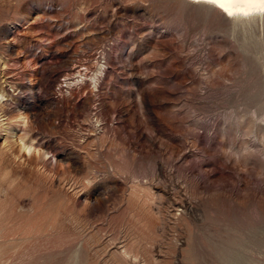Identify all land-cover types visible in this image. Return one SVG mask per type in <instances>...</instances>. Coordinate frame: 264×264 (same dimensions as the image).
I'll return each mask as SVG.
<instances>
[{
	"label": "rangeland",
	"instance_id": "374dc122",
	"mask_svg": "<svg viewBox=\"0 0 264 264\" xmlns=\"http://www.w3.org/2000/svg\"><path fill=\"white\" fill-rule=\"evenodd\" d=\"M1 91V121L28 117L26 138L58 165L44 175L77 200L11 172L0 264H264V15L187 0H0ZM36 207L50 217L24 238Z\"/></svg>",
	"mask_w": 264,
	"mask_h": 264
},
{
	"label": "bare ground",
	"instance_id": "6f19581e",
	"mask_svg": "<svg viewBox=\"0 0 264 264\" xmlns=\"http://www.w3.org/2000/svg\"><path fill=\"white\" fill-rule=\"evenodd\" d=\"M188 2H192V3H209L208 2V0H187ZM209 4H211V3H209ZM213 6H215V8H217L218 10H220L223 14H225V16L227 17V18H236V17H255V15H260V16H262V15H264V10H261V8L262 7H264V6H261V5H248V4H235V5H232L231 6V11L233 12V15H228V13L227 12H225L223 9H221L219 6H217V5H214V4H212ZM244 12H247L248 14L247 15H245L244 14ZM3 98H4V95H3V91H1L0 92V112L2 111V109L4 108V106H5V104H4V102H3ZM6 107V106H5ZM6 119V118H5ZM2 119H1V117H0V131H4V133H5V135H4V138H3V142H2V151L3 152H1L0 153V186L2 185V184H7L9 187H10V190H11V187H12V185L13 184H15L14 182H15V180H16V177H15V179H13V176H11V172H15V175H21V177L24 175V174H26V178H28L27 177V175H29V176H31V177H33L34 178V181H33V183L35 184V186L37 187V188H39V187H41L42 189H45V190H47V192L53 197V199L55 198V197H57V199H58V197H60V198H63L62 200H64L65 199V201H68V202H72L73 203V201L75 200V195H73L72 193L73 192H75V191H70L69 189H67L66 188V185L67 184H64V182H62V181H64L63 179H62V181H60L59 179H57V178H55V177H50L51 175H44V174H47L46 173V171H48V172H51V170L50 169H52L53 168V170H55L56 169V167L58 166V165H54V164H52V163H48V161H51V160H48V158H46L45 157V152H44V150H43V148L40 146V145H38L36 142H34V141H32V139H27L26 138V135L30 132V127L28 126V117L26 116V117H24V118H22V116H21V118L18 120V122H17V124L16 125H14V123L13 122H7L6 124L4 123L5 121H7V120H4V121H1ZM31 126V125H30ZM22 133V134H21ZM14 149H17V151L16 152H14ZM30 150V151H29ZM4 153H9V155H7V156H10L11 157V159H12V161H13V163H10V162H8V163H5L4 161H10V158H9V160H6V159H8V158H4V156H2ZM6 156V155H5ZM4 162V163H3ZM5 164V166H3ZM38 166H40L41 167V169H42V173H39V170H38ZM50 166H52V168L50 167ZM50 168V169H49ZM54 172V171H53ZM14 174V173H13ZM51 174H52V172H51ZM55 175V174H54ZM17 177L18 178V180H19V178L20 177ZM25 176V175H24ZM23 176V177H24ZM49 176V177H48ZM22 180H23V178H22ZM19 181H21V179L19 180ZM18 182V181H17ZM21 183V182H20ZM31 183V182H30ZM25 184H27L26 182L24 183V187L26 186ZM29 184V183H28ZM34 184H32V186H34ZM82 184H83V182H82ZM19 185V182H18V184L16 185V186H18ZM77 185H79V184H77ZM80 186V185H79ZM24 187L22 188V189H18V190H15V192L18 194V192H21L22 193V196L20 195L19 196V194H21V193H19L18 194V196L17 197H25V193H23L22 191H23V189H24ZM27 187H29L28 185H27ZM14 188V187H13ZM19 188H20V186H19ZM35 188V187H34ZM34 188H29L30 189V191H31V189H33L34 191H32V193H35V192H39L38 190H36L35 191V189ZM71 188H73L72 186H70V189ZM76 188V187H75ZM78 188V187H77ZM83 188V187H82ZM6 189H7V187H6ZM15 189H16V187H15ZM26 190V189H25ZM28 190V189H27ZM45 190H43V191H45ZM1 191V190H0ZM12 192H14V191H12ZM12 192H11V194H12ZM26 192V191H25ZM27 192H29V190L27 191ZM26 192V193H27ZM42 192V191H41ZM142 192H144V191H142ZM8 193V192H7ZM30 193V192H29ZM29 193H27L28 194V196H30V194ZM45 193V196L46 197H48L49 195H46L47 193L46 192H44ZM75 193H77V192H75ZM14 194V193H13ZM26 194V195H27ZM41 194V193H40ZM137 195V194H136ZM27 196V197H28ZM34 196H35V194H34ZM138 196V195H137ZM137 196H135V194L132 196V197H135L136 199H138V197ZM23 197V198H24ZM147 197V196H146ZM2 198V197H1ZM0 198V199H1ZM4 198H5V195H4ZM32 198H33V196H32ZM38 198H39V195H38ZM38 198H37V201H38ZM59 198V199H60ZM139 198H141V197H139ZM144 198V197H143ZM36 199V198H35ZM40 199V198H39ZM135 199V201H133V203H134V207L132 206V202H130L131 203V206L133 207V208H137V210L136 211H140L141 213H142V215H143V218H145L144 216H146L148 213H149V211L146 209V207H148L147 205H144V204H146V203H144L145 202V199H144V202H142V203H144V204H140L138 201H139V199L138 200H136ZM7 200V199H6ZM11 200V199H10ZM20 199H18V201H19ZM76 200H77V198H76ZM143 200V199H142ZM41 201V200H40ZM59 201V200H58ZM13 202H15V200H12V202H11V204L13 203ZM42 202H44V201H41V204H42ZM70 202V203H71ZM5 203V202H4ZM8 203V202H7ZM36 203V202H35ZM60 203H61V201H60ZM60 203H59V205H60ZM62 203H64V201L62 202ZM61 203V204H62ZM67 203V202H66ZM69 203V204H70ZM72 203L70 204V205H72ZM38 204V203H37ZM44 204V206H45V203H43ZM42 204V205H43ZM55 204H58V203H55ZM88 204V203H87ZM86 204V205H87ZM5 205V204H4ZM4 205H3V203H2V201L0 200V221H1V223H3L2 222V219H3V217H5L6 215H5V208H4ZM33 205H35V204H33ZM39 205V204H38ZM130 205V204H129ZM2 206V207H1ZM7 206H9V203L7 204ZM36 206V205H35ZM34 206V207H35ZM55 206V205H54ZM66 206V205H65ZM67 206H68V204H67ZM146 206V207H145ZM17 207V206H16ZM42 207V206H41ZM56 207V206H55ZM59 207V206H58ZM61 208H63V205L62 206H60ZM59 207V208H60ZM7 208V207H6ZM19 208V207H18ZM39 208H40V206H39ZM39 208L37 209V207H36V209L34 208V210H35V212H34V214L35 215H38L39 216V220H37V221H35V222H33L32 224H31V222H29V226L27 227L26 225L24 226V235H23V233L21 234V236L22 237H24V238H26L27 236H30L32 233H34V232H36V234H37V232L39 231H41V229H44V227H43V225H44V221H48V218L50 217H47V215H49V213H46V212H48V211H46L45 213H42V212H40V210H39ZM58 208V209H59ZM60 208V210H62ZM131 208V207H130ZM133 208H131L132 210H135V209H133ZM8 209V208H7ZM6 209V210H7ZM11 209V208H10ZM16 210V208H13V210ZM41 209V208H40ZM57 209V210H58ZM145 209L147 210V211H145ZM36 210H38V211H36ZM44 210V209H43ZM42 210V211H43ZM47 210H48V208H47ZM55 210V209H54ZM57 210H55L56 211V213L58 212H60V210L59 211H57ZM10 211V210H9ZM12 211V210H11ZM10 211V212H11ZM55 211H50V213H53V212H55ZM8 212V211H7ZM13 212L14 211H12V215H13ZM44 212V211H43ZM137 212V213H138ZM146 212H148L147 214H146ZM57 213V214H58ZM11 214V213H10ZM33 214V215H34ZM55 214V213H54ZM56 214V217L58 216H60V214L59 215H57ZM139 214V213H138ZM32 215V214H31ZM142 215H141V217H142ZM10 216V215H9ZM25 216V215H24ZM29 216H30V214H29ZM28 216V217H29ZM52 216V215H51ZM54 217H55V215H53ZM53 216H52V218H53ZM138 217L140 216V214L139 215H137ZM149 216H151V214H149ZM13 217V216H12ZM19 217H21V216H19ZM32 217V216H31ZM57 217V218H58ZM61 217V216H60ZM60 217L58 218V219H60ZM147 217H148V215H147ZM25 218H26V216H25ZM38 217H36V219H37ZM57 218L55 219V218H53L52 219V221H51V223L49 222L48 224H50V227H54V225H56L55 223H57L58 224V222H57ZM142 218V219H143ZM12 219V218H11ZM55 219V220H54ZM140 219V218H139ZM139 219H137V220H139ZM150 219H152V216H151V218ZM149 219V220H150ZM3 220H5V219H3ZM19 220V219H18ZM27 220V219H26ZM136 220V221H137ZM143 220H146V218L145 219H143ZM147 220H148V218H147ZM22 221V220H21ZM23 221H24V219H23ZM32 221H33V219H32ZM135 221V222H136ZM140 221V220H139ZM139 221H137V222H139ZM151 221V220H150ZM11 222H13V221H11ZM18 222V221H17ZM17 222H16V225H17ZM142 222V221H141ZM140 222V223H141ZM149 221H147V223H148ZM152 222V224L153 225H149L150 227L152 226H154V221H151ZM150 222V223H151ZM6 224V223H5ZM11 224H13V223H11ZM18 224H19V222H18ZM20 224H21V222H20ZM136 224V223H135ZM134 224V225H135ZM52 225V226H51ZM139 226L138 227H140V229L139 230H143V229H141L142 227L140 226L141 224H138ZM146 225V224H145ZM145 225H142L143 227H146ZM19 226V225H18ZM44 226H46V225H44ZM49 226V225H48ZM57 226V225H56ZM55 226V227H56ZM15 227V226H14ZM54 227V228H55ZM58 227V226H57ZM56 227V228H57ZM135 227H137V226H135ZM134 227V228H135ZM147 227H148V225H147ZM146 227V228H147ZM0 228H1V226H0ZM13 228V227H12ZM11 228V229H12ZM26 228V229H25ZM47 228H49V227H47ZM15 229V228H14ZM23 229V228H22ZM13 230V229H12ZM52 230V229H51ZM54 230V229H53ZM52 230V231H53ZM134 230V229H133ZM135 230H137L138 231V228H135ZM147 230H148V228H147ZM146 230V231H147ZM150 230H151V228H150ZM150 230H148V232L150 231ZM8 231V230H7ZM47 231H49V229L47 230ZM46 232V231H45ZM143 233H142V235L144 234L145 235V231L143 230L142 231ZM148 232H146V234L148 233ZM17 233H19V232H17ZM21 233V232H20ZM19 233V234H20ZM134 233H135V231H134ZM137 233H141V232H136V234ZM151 232H149V234H150ZM2 234H3V232H2ZM16 234V233H15ZM29 234V235H28ZM39 234V233H38ZM35 235V234H34ZM139 235V234H138ZM142 235L140 236L141 238H142ZM143 235V236H144ZM152 235H153V233H152ZM3 236V235H2ZM13 236V235H12ZM17 236V235H16ZM20 236V237H21ZM147 236H148V234H147ZM150 236V235H149ZM149 236H148V238L146 237V235L144 236V237H146L147 239H150L151 240V238H149ZM7 237V236H6ZM21 237V238H22ZM143 237V238H144ZM5 238V237H4ZM15 238V237H14ZM18 238V237H17ZM141 238H139V239H141ZM145 238V240H147ZM9 239H11V237L9 238ZM152 239H153V236H152ZM2 240V239H1ZM6 240V239H5ZM12 240H13V238H12ZM154 240V239H153ZM152 241V240H151ZM129 242V241H128ZM131 242V241H130ZM129 242V243H130ZM131 244V243H130ZM130 244H129V247H128V245L126 246V247H128V248H130ZM133 246V245H132Z\"/></svg>",
	"mask_w": 264,
	"mask_h": 264
},
{
	"label": "snow or ice",
	"instance_id": "6c2138e0",
	"mask_svg": "<svg viewBox=\"0 0 264 264\" xmlns=\"http://www.w3.org/2000/svg\"><path fill=\"white\" fill-rule=\"evenodd\" d=\"M208 2L219 6L221 9L227 12L228 15H233V12L231 11V6L235 4H248V5L258 4L264 6V0H208ZM261 10H264V7H262ZM244 14L247 15L248 13L244 12Z\"/></svg>",
	"mask_w": 264,
	"mask_h": 264
}]
</instances>
